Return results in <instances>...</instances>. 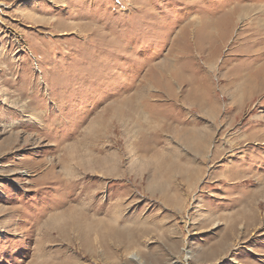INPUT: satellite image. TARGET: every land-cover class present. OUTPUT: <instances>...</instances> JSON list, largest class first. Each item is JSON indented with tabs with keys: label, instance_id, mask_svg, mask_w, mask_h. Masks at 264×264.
Wrapping results in <instances>:
<instances>
[{
	"label": "rangeland",
	"instance_id": "1",
	"mask_svg": "<svg viewBox=\"0 0 264 264\" xmlns=\"http://www.w3.org/2000/svg\"><path fill=\"white\" fill-rule=\"evenodd\" d=\"M263 65L264 0H0V264H264Z\"/></svg>",
	"mask_w": 264,
	"mask_h": 264
},
{
	"label": "bare ground",
	"instance_id": "2",
	"mask_svg": "<svg viewBox=\"0 0 264 264\" xmlns=\"http://www.w3.org/2000/svg\"><path fill=\"white\" fill-rule=\"evenodd\" d=\"M103 43V42H102ZM260 75L264 78V65L261 66L260 69H258L255 74L253 75L254 77H260ZM140 97V96H139ZM140 99V98H139ZM138 99V100H139ZM134 102V101H133ZM142 103V102H141ZM30 105V103H28ZM140 104V103H139ZM144 104V103H143ZM149 107V106H148ZM28 108V107H27ZM134 109H137V105L133 106ZM132 109V108H131ZM136 111V110H135ZM129 113V112H128ZM127 117V116H126ZM129 117V116H128ZM140 118V117H139ZM104 119V118H103ZM102 120V119H101ZM139 120V119H138ZM103 123V122H101ZM72 166L74 167V165L72 164ZM23 172V171H22ZM236 222V221H235ZM238 223V222H237ZM248 227L242 225V228L237 227L236 224H229L226 228H224L222 230L220 239L218 240H214L213 244H212V248L211 251L209 252V255L211 258L214 259H218L221 258V256H225L224 254L230 250V248L237 244H239L240 242H242L246 237V233L247 232ZM254 230L257 231H261L263 229V226H259L257 227V225H255L253 227ZM81 234V233H80ZM93 234V233H92ZM91 234V235H92ZM90 235V234H89ZM94 235V234H93ZM238 235V236H237ZM100 246V245H99ZM103 246V245H102ZM238 246V245H237ZM232 247V248H233ZM98 249V248H97ZM241 249V247H240ZM238 250V249H237ZM241 250H239V252L235 253L234 255H238L240 253ZM232 252V251H231ZM232 254V253H231ZM252 257V256H250ZM103 258V257H102ZM219 260V259H218Z\"/></svg>",
	"mask_w": 264,
	"mask_h": 264
}]
</instances>
